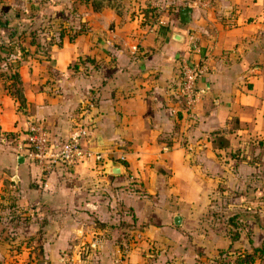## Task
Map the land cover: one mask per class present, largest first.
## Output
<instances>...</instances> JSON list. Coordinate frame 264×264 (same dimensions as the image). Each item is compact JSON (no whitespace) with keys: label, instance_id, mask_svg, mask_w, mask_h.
Segmentation results:
<instances>
[{"label":"crops","instance_id":"obj_1","mask_svg":"<svg viewBox=\"0 0 264 264\" xmlns=\"http://www.w3.org/2000/svg\"><path fill=\"white\" fill-rule=\"evenodd\" d=\"M179 57L207 64L191 110ZM84 109L102 166L40 176L16 151L26 120L60 146ZM0 186V264H205L249 249L264 234L243 214L264 206V0H0ZM212 207L248 224L245 243L215 239Z\"/></svg>","mask_w":264,"mask_h":264},{"label":"built area","instance_id":"obj_2","mask_svg":"<svg viewBox=\"0 0 264 264\" xmlns=\"http://www.w3.org/2000/svg\"><path fill=\"white\" fill-rule=\"evenodd\" d=\"M179 74V93L187 109L191 110L198 102L202 90L197 86V79L207 73L205 59L196 62L179 57L177 60ZM85 109L72 127L64 143L56 146L49 139L46 128L39 123L26 120L23 138L17 143L16 151L39 170L40 176H46L56 169L70 168L78 165L101 167L104 158L100 151L83 144L90 134ZM124 161L123 155L117 158L118 163ZM115 264H124L120 259Z\"/></svg>","mask_w":264,"mask_h":264},{"label":"rangeland","instance_id":"obj_3","mask_svg":"<svg viewBox=\"0 0 264 264\" xmlns=\"http://www.w3.org/2000/svg\"><path fill=\"white\" fill-rule=\"evenodd\" d=\"M1 205L2 204L0 203V206ZM207 213L206 214L208 216H205L204 225L207 226V228H209L210 231L213 232V234L216 236V238H215L216 240H217V236H221L224 238L227 237L230 242H233L234 240H231L232 235L236 234L237 235L236 237H238V238L235 240H239V237H242L241 239H242V241H244V243L247 241L249 235L251 234V232L249 231L248 224H245V223L238 221V220H237L238 224L231 222V220H233L235 218V216H227L225 218L224 212L222 213L220 211H215V207H212L211 209H209V211ZM243 214L250 216L254 220H259V217H260L261 220H260V223L258 226L259 227L264 226V216H263L264 215V206H262L260 208L259 207H251L250 210H246V212H244ZM254 224H255V222L252 223L253 227H254ZM202 225H203V223H202ZM244 226H246V227H244ZM216 240L213 239V241H216ZM253 240H254L255 246L262 247L263 251L261 253H258V252L254 253V255H253L254 256V262L252 264H264V234H262V233L260 234L259 232H257L256 235H254ZM253 240L251 239L252 244H250L249 249L245 250V248H243V250H245V251L250 250L251 247L253 246ZM229 248H227V249H229L228 250L229 252L233 251L234 249L242 250L241 247L233 248L230 246ZM207 256H208V261H205L206 262L205 264H224V263L232 264L231 263L232 258H229V257L224 256V255L223 256L220 255L216 259H215V257L213 259H210L211 257L209 255H207Z\"/></svg>","mask_w":264,"mask_h":264},{"label":"trees","instance_id":"obj_4","mask_svg":"<svg viewBox=\"0 0 264 264\" xmlns=\"http://www.w3.org/2000/svg\"><path fill=\"white\" fill-rule=\"evenodd\" d=\"M95 2H93V5ZM236 234L232 235V239L234 240L237 239ZM230 247V246H229ZM228 247V248H229ZM229 249H217V255L215 256V259L218 258L220 255L221 256H227L231 259L232 264H252L254 262V253H261L263 251L262 247L258 246H252L250 250L245 251V250H239V249H234L233 251L229 252ZM224 264H229V263H224Z\"/></svg>","mask_w":264,"mask_h":264},{"label":"water","instance_id":"obj_5","mask_svg":"<svg viewBox=\"0 0 264 264\" xmlns=\"http://www.w3.org/2000/svg\"><path fill=\"white\" fill-rule=\"evenodd\" d=\"M190 11H191V8L189 6L180 7L179 8V16H178L179 21L182 23H188ZM99 139H100L99 137H95V138H92L90 140H89V138H87L83 142V144L91 145L92 143H95L96 145H101V141ZM118 171H119V169L117 166L112 169V173H114V174L118 173ZM173 223L175 225H179L180 224V216L174 215L173 216Z\"/></svg>","mask_w":264,"mask_h":264}]
</instances>
